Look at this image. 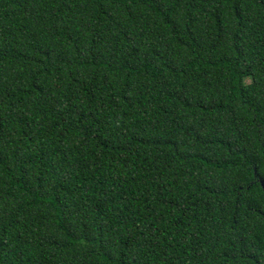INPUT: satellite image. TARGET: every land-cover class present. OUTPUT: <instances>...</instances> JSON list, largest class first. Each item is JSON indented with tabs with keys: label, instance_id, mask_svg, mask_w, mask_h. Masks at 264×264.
<instances>
[{
	"label": "trees",
	"instance_id": "trees-1",
	"mask_svg": "<svg viewBox=\"0 0 264 264\" xmlns=\"http://www.w3.org/2000/svg\"><path fill=\"white\" fill-rule=\"evenodd\" d=\"M264 0H0V264H264Z\"/></svg>",
	"mask_w": 264,
	"mask_h": 264
},
{
	"label": "water",
	"instance_id": "water-1",
	"mask_svg": "<svg viewBox=\"0 0 264 264\" xmlns=\"http://www.w3.org/2000/svg\"><path fill=\"white\" fill-rule=\"evenodd\" d=\"M261 186H262V188H263V190H264V183H263V182H261Z\"/></svg>",
	"mask_w": 264,
	"mask_h": 264
}]
</instances>
